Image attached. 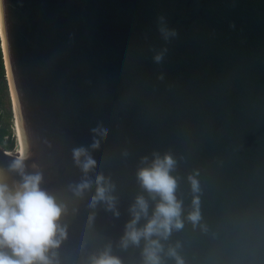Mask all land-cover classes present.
I'll list each match as a JSON object with an SVG mask.
<instances>
[{
  "label": "water",
  "instance_id": "obj_1",
  "mask_svg": "<svg viewBox=\"0 0 264 264\" xmlns=\"http://www.w3.org/2000/svg\"><path fill=\"white\" fill-rule=\"evenodd\" d=\"M0 18L25 170L67 204L59 264L108 244L141 264L140 248L119 241L135 197L147 198L141 158L165 152L185 213L197 174L204 226L185 221L165 248L179 242L186 264H264V0H0ZM97 120L108 131L91 148L94 168L115 185L118 216L86 206L94 184L67 187L79 173L71 148ZM16 157L0 146L10 184Z\"/></svg>",
  "mask_w": 264,
  "mask_h": 264
},
{
  "label": "clouds",
  "instance_id": "obj_2",
  "mask_svg": "<svg viewBox=\"0 0 264 264\" xmlns=\"http://www.w3.org/2000/svg\"><path fill=\"white\" fill-rule=\"evenodd\" d=\"M161 59L162 53L154 56L157 63ZM89 130L91 135L87 143L77 142L71 148V161L79 173L67 182V187L79 193L90 183L94 184V192L85 201L86 206L95 209L103 204L106 210L118 216L116 197L112 194L115 185L109 177L95 172L96 157L91 152L99 138L107 133V126L97 120L89 125ZM25 159V153L21 152L10 163L8 170L19 177L11 184L0 171V264H59L57 245L67 235V224L61 219L67 204L41 186L43 175L40 171L25 170ZM176 166L177 159L170 152L152 153L151 158H141V166L136 170V180L147 198L138 195L130 205V219L124 226L119 247H139L141 264H166L165 256L171 258L173 264H186L178 252L179 242L167 248L163 242L172 232L183 229L185 221L194 228L204 227L200 224L197 174L187 177L193 196L191 208L185 213L183 201L177 196V177L173 175ZM149 200L155 202L151 214ZM94 216V212L88 215L89 225ZM142 219L143 224L140 223ZM80 264H123V261L108 244Z\"/></svg>",
  "mask_w": 264,
  "mask_h": 264
},
{
  "label": "trees",
  "instance_id": "obj_3",
  "mask_svg": "<svg viewBox=\"0 0 264 264\" xmlns=\"http://www.w3.org/2000/svg\"><path fill=\"white\" fill-rule=\"evenodd\" d=\"M1 48V42H0ZM2 51V49H1ZM3 55V54H2ZM0 52V111H2L3 124L0 126V146L6 150H12L14 141L9 131L10 121L12 119V104L10 94L8 92V84L4 72V60ZM6 140L4 141V139Z\"/></svg>",
  "mask_w": 264,
  "mask_h": 264
},
{
  "label": "bare ground",
  "instance_id": "obj_4",
  "mask_svg": "<svg viewBox=\"0 0 264 264\" xmlns=\"http://www.w3.org/2000/svg\"><path fill=\"white\" fill-rule=\"evenodd\" d=\"M0 42H1V49H2V54H3L4 66H5V70H6V78L8 80L10 95H11L8 67H7V62H6V58H5L6 55H5V46H4L1 18H0ZM11 101H12V95H11ZM12 107H13V114H14V119H15V122H14L15 123V137H16V144H17V150L13 154L18 156L21 152H24V147L22 145V138H21V133H20V128H19L18 112H17L13 102H12Z\"/></svg>",
  "mask_w": 264,
  "mask_h": 264
},
{
  "label": "rangeland",
  "instance_id": "obj_5",
  "mask_svg": "<svg viewBox=\"0 0 264 264\" xmlns=\"http://www.w3.org/2000/svg\"><path fill=\"white\" fill-rule=\"evenodd\" d=\"M0 52H1V55H2L1 48H0ZM2 59H3V55H2ZM4 72H5V69H4ZM5 76H6V73H5ZM8 92H9V89H8ZM12 114H13V112H12ZM3 122H4V120H3V116H2V111H0V126H1V124H3ZM14 122H15V119H14V114H13L12 119L10 121L9 131H10L11 137L13 138V141H14V147H13L12 150H8V151H10L12 153H15L16 150H17L16 137H15V123ZM5 140H6V138L4 139V141Z\"/></svg>",
  "mask_w": 264,
  "mask_h": 264
}]
</instances>
